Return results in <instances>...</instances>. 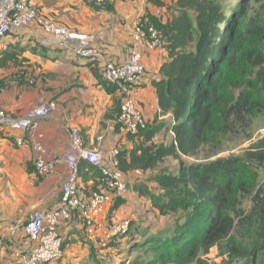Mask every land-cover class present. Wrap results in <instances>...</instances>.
<instances>
[{"label": "trees", "instance_id": "1", "mask_svg": "<svg viewBox=\"0 0 264 264\" xmlns=\"http://www.w3.org/2000/svg\"><path fill=\"white\" fill-rule=\"evenodd\" d=\"M111 1L92 6L97 11L114 12ZM247 1L234 9L221 0H177V13L165 24L145 15L164 34L163 48L169 52V61L161 66L152 86L161 114L172 118L167 128L173 138L168 144L155 143L165 127L150 123L137 137L135 148L119 150V168L123 173L153 172L149 181L160 194L144 184L133 189L147 198L159 215H175L178 220L173 230L147 243L156 257L138 264H207L201 256L215 247L225 250L229 258L255 261L264 254V190L258 188L255 167L256 162L264 163V142L243 157L181 162L174 173L159 169L166 159L197 156L226 131L249 128L252 117L264 110V17L257 11L249 17ZM96 63L92 69L100 85L109 95L116 94V88L103 81ZM120 105L119 97V113ZM79 176L83 185L82 180L98 179L100 171L82 161ZM83 190L87 196L97 191L88 186ZM248 197L252 207L244 213L241 200ZM123 204L124 200L114 203L112 216ZM133 223L131 219L130 230ZM98 246V250L91 249V260L111 243L105 248ZM134 248L143 250L145 245Z\"/></svg>", "mask_w": 264, "mask_h": 264}, {"label": "crops", "instance_id": "2", "mask_svg": "<svg viewBox=\"0 0 264 264\" xmlns=\"http://www.w3.org/2000/svg\"><path fill=\"white\" fill-rule=\"evenodd\" d=\"M32 1L44 16L70 29L94 34L106 58L120 61L132 48L140 51L147 68L142 86L143 114L151 124L171 126L172 118L161 114L152 86L159 78L161 66L169 61V52L136 45L134 28L145 15L167 23L177 13V0H156L163 6L152 0H112L109 4L114 12L97 11L85 0ZM93 64L92 60L76 56L72 49L35 24L13 31L0 45L1 103L16 121L0 126V264H23L33 248L26 234L29 216L48 212L60 203L68 176L67 166L61 163L52 176L39 177L34 167V150L18 146L16 140L40 141L48 160L68 153L71 127L80 129L86 147L92 150H131L138 144L137 137L127 136L117 126L119 96L109 95L100 85ZM47 102H55L56 111L31 130L27 114ZM158 134L154 142L160 144ZM170 135L171 141L173 134ZM150 173H125L129 191L124 204L113 215L120 218L127 206L134 207L137 197L143 198L133 187L144 176L150 179L154 174ZM82 182L86 189H99L98 179ZM111 216L99 217L92 233L76 219L65 223L61 235L71 245L65 250L64 263L86 262L91 249H99V237Z\"/></svg>", "mask_w": 264, "mask_h": 264}, {"label": "built area", "instance_id": "3", "mask_svg": "<svg viewBox=\"0 0 264 264\" xmlns=\"http://www.w3.org/2000/svg\"><path fill=\"white\" fill-rule=\"evenodd\" d=\"M90 5L100 6L108 0H85ZM37 25L45 33L57 38L62 45L68 46L76 56L92 60L103 81L116 88L120 97V113L116 124L127 136L138 137L149 127L144 116L142 86L147 74L143 54L132 48L122 60L106 58L104 50L98 45L94 34L84 33L58 23L41 14L32 0H0V45L16 30ZM134 42L145 45L151 50L164 49V34L149 17H141L134 28ZM1 80V77H0ZM55 102L35 106L28 114L30 129L34 130L41 120L49 118L56 111ZM16 121L8 114L1 103L0 89V126L13 125ZM71 141L68 153L61 158L46 159V150L40 141L31 142L18 139L20 147H30L35 152L34 167L41 178L52 176L59 164L65 163L68 176L62 187V199L52 210L33 213L29 216L26 232L33 244L30 254L23 264H52L64 257L65 241L61 227L76 219L83 229L92 233L99 217L112 210L118 200H125L129 191L128 182L119 168L118 149L105 152L86 147L79 128L71 127ZM86 161L100 171L99 189L87 196L79 176L80 162ZM137 174L142 173L136 170ZM105 231L100 245L105 248L114 241L128 235L130 220L113 221Z\"/></svg>", "mask_w": 264, "mask_h": 264}, {"label": "rangeland", "instance_id": "4", "mask_svg": "<svg viewBox=\"0 0 264 264\" xmlns=\"http://www.w3.org/2000/svg\"><path fill=\"white\" fill-rule=\"evenodd\" d=\"M221 1L223 5H231L234 9L239 8L243 3V0ZM247 7L250 12L248 14L249 17L253 16L256 11L260 14L262 12V16L264 17V1L257 3L255 0H248ZM233 120L234 119H232V123ZM250 121L249 128H247L248 126H238L218 135L215 138V141L204 146L197 156L183 157L180 161L171 158L166 159L165 162L160 165L159 169L174 173L177 171L181 162L190 164L203 163L209 160H217L219 158L243 157L249 151H256V149H253L252 147L264 142V110H262L257 116L252 117ZM164 127L166 131H161V133L158 134L160 144L170 142V139L168 138L171 137L170 131H168L166 124H164ZM210 156L211 158L207 159ZM255 167L258 175V188L264 190V163L256 162ZM151 174L152 172L149 175ZM138 184L148 185L153 193L160 194L156 185L150 184L147 176H144ZM241 201V211L248 213L252 207L251 197L244 198ZM134 203L132 209L127 206L124 211L120 212V218L116 215L111 216V211L109 212V217L111 216L112 218L106 220L107 223L103 228V234L99 237L98 245H100V241L103 239L105 231L113 221L133 219L134 223L130 233L127 236L122 237L120 240L112 241L113 243L110 242L111 246H109L107 250H104L103 253H100L99 251L98 255L94 254L96 257L92 260L89 258L86 262L83 261L80 264H138L139 261H145L149 258L156 257V254L149 249L147 243L155 239L156 236L173 230L176 221L178 220V216L171 215L164 217L159 215L152 208L150 201L147 198L137 197ZM204 220L205 216L200 219L199 224L201 227L203 226ZM179 222L183 223L184 221L183 219H180ZM27 236L29 238L28 234ZM137 244H144L145 248H143V250H135L134 246ZM67 245H71V241L66 242L65 250L67 249ZM201 257L207 264H264V254L262 257L256 258L255 261L249 259L229 258L228 256L226 257L225 250H221L218 247L213 248L209 254L202 255ZM64 258L65 253L62 260L55 264H66L64 263Z\"/></svg>", "mask_w": 264, "mask_h": 264}]
</instances>
